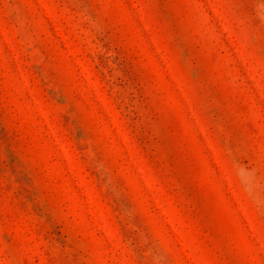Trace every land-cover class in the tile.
<instances>
[{
    "label": "rangeland",
    "instance_id": "rangeland-1",
    "mask_svg": "<svg viewBox=\"0 0 264 264\" xmlns=\"http://www.w3.org/2000/svg\"><path fill=\"white\" fill-rule=\"evenodd\" d=\"M0 264H264V0H0Z\"/></svg>",
    "mask_w": 264,
    "mask_h": 264
}]
</instances>
